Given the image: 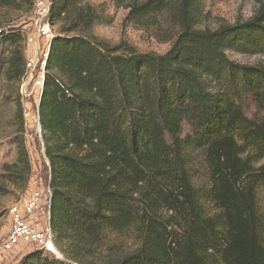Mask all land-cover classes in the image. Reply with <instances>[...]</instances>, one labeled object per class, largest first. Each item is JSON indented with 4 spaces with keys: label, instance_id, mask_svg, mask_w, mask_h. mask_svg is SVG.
<instances>
[{
    "label": "trees",
    "instance_id": "16d2710c",
    "mask_svg": "<svg viewBox=\"0 0 264 264\" xmlns=\"http://www.w3.org/2000/svg\"><path fill=\"white\" fill-rule=\"evenodd\" d=\"M125 21L146 26L167 10L174 28L165 53L139 52L94 33L103 16L84 0H51L60 33L51 40L39 116L49 162L51 229L61 257L41 249L19 264H264V60H232L228 51L264 55V2L246 22L198 28L200 0H114ZM34 0H0L30 14ZM11 46L10 82L27 67L24 31L0 32ZM22 116V105L17 106ZM189 130L184 134V125ZM22 125V123H20ZM0 168L1 199L24 192L33 165L23 140ZM187 148L209 169V215L193 184ZM135 226L140 244L118 256L108 232ZM113 253V254H112Z\"/></svg>",
    "mask_w": 264,
    "mask_h": 264
},
{
    "label": "rangeland",
    "instance_id": "374dc122",
    "mask_svg": "<svg viewBox=\"0 0 264 264\" xmlns=\"http://www.w3.org/2000/svg\"><path fill=\"white\" fill-rule=\"evenodd\" d=\"M84 1L94 5L102 14L104 21L94 27V33L110 43L115 44L126 40L133 44L139 52L157 53H165L172 45V40L161 39L162 34L175 29L167 10L157 14L152 20V24L140 26L130 21L126 22L125 17L129 9L126 6H117L114 0ZM263 2L264 0H200L197 27L216 29L221 25L246 22L258 11ZM31 13L27 14L25 11L0 7V32L24 31L23 46L26 54L30 52V47L26 41V32L32 28ZM53 23L54 34H59L60 23L57 20ZM1 39L2 34L0 33V168L5 163L13 162L16 159L17 144L15 141L16 138L22 139L30 154L33 165L32 176L34 177V180H29L24 192L16 191L1 199L3 216L0 219V231H4L8 226L10 206L18 202L20 198L27 196L34 186L45 189L50 181V169L44 150L42 128L38 123L39 101L35 95H31L28 99L23 96L21 93L22 81L10 82L6 79V61L10 55L11 46L2 42ZM228 55L232 60L248 65H255L264 60V55L259 53H242L229 50ZM19 104L22 105L23 114L21 117L16 112ZM28 110L35 111V113L26 117L25 111ZM245 112L254 119L264 116V110L260 109L252 100L246 102ZM188 130L189 127L185 124L184 134ZM186 154L192 181L199 192L204 209L207 214L214 215L217 212L216 207L204 195L211 186L204 152L201 149L187 148ZM261 164H264V159L255 165ZM257 206L259 214L264 218V182L258 186ZM42 217H44L43 213ZM39 219L41 220V217ZM106 241L107 246L112 247V252L118 256L133 252L140 244L135 226L121 234L108 232ZM37 248L31 244H19L12 251L2 253L0 264H19L28 254L38 250ZM53 254L58 256V253Z\"/></svg>",
    "mask_w": 264,
    "mask_h": 264
},
{
    "label": "built area",
    "instance_id": "2783aa9c",
    "mask_svg": "<svg viewBox=\"0 0 264 264\" xmlns=\"http://www.w3.org/2000/svg\"><path fill=\"white\" fill-rule=\"evenodd\" d=\"M30 22L32 28L26 32L30 52L27 54L26 72L21 80V93L27 99L35 95L40 102L44 87L46 59L51 40L55 35L54 23L51 20V0H35ZM32 113L35 111H25L26 117ZM38 117L41 128L40 116ZM47 163L49 166V162ZM33 178L31 176L30 181L34 180ZM51 195L49 184L45 189L34 186L27 196L10 206L7 229L0 231V257L2 253L12 251L19 244H31L41 250L57 253L53 248L54 240L50 222Z\"/></svg>",
    "mask_w": 264,
    "mask_h": 264
},
{
    "label": "bare ground",
    "instance_id": "6f19581e",
    "mask_svg": "<svg viewBox=\"0 0 264 264\" xmlns=\"http://www.w3.org/2000/svg\"><path fill=\"white\" fill-rule=\"evenodd\" d=\"M53 248H54V250L58 253V257H59L61 253L59 254V251H58V249L56 248L55 244H54ZM61 256H62V255H61ZM61 256H60V257H61Z\"/></svg>",
    "mask_w": 264,
    "mask_h": 264
},
{
    "label": "water",
    "instance_id": "95a60500",
    "mask_svg": "<svg viewBox=\"0 0 264 264\" xmlns=\"http://www.w3.org/2000/svg\"><path fill=\"white\" fill-rule=\"evenodd\" d=\"M38 249H39V248H38ZM59 254H60V252H59ZM60 256H61V254H60ZM60 256H59V257H60Z\"/></svg>",
    "mask_w": 264,
    "mask_h": 264
}]
</instances>
